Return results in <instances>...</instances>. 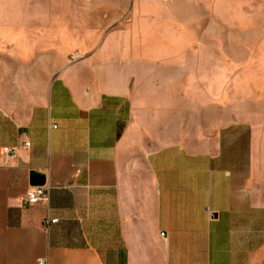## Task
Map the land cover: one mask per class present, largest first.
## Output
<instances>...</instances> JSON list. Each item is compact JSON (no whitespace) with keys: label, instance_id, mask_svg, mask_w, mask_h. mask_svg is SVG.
I'll return each mask as SVG.
<instances>
[{"label":"crops","instance_id":"obj_1","mask_svg":"<svg viewBox=\"0 0 264 264\" xmlns=\"http://www.w3.org/2000/svg\"><path fill=\"white\" fill-rule=\"evenodd\" d=\"M26 1L40 10L0 16V39L18 41L0 59V264L263 263L264 187L220 143L184 141L169 110L155 133L144 66L160 49L110 32L65 64L61 40L96 39L102 21L67 9L96 0ZM31 172L49 196L25 207Z\"/></svg>","mask_w":264,"mask_h":264},{"label":"rangeland","instance_id":"obj_2","mask_svg":"<svg viewBox=\"0 0 264 264\" xmlns=\"http://www.w3.org/2000/svg\"><path fill=\"white\" fill-rule=\"evenodd\" d=\"M8 2L1 18L40 10L32 1ZM96 6L67 9L99 11L102 21L90 24L96 39L61 40L64 63L79 49L109 43L110 32L126 33L112 46L159 48L155 65L144 66L155 74V133L163 127L161 110H169L184 141L220 143L221 157L229 165L239 158L241 175L264 187V0H96ZM16 42L0 39V59L1 49Z\"/></svg>","mask_w":264,"mask_h":264},{"label":"built area","instance_id":"obj_3","mask_svg":"<svg viewBox=\"0 0 264 264\" xmlns=\"http://www.w3.org/2000/svg\"><path fill=\"white\" fill-rule=\"evenodd\" d=\"M26 148V146H22ZM3 154L8 156L10 153H13V150L8 148H3ZM49 196V187L40 186V187H31L25 195L21 198V204L25 207H32L39 203H47ZM57 219L49 218L46 216L43 220V228L46 230L50 225L55 224ZM163 238L165 235L163 234ZM37 264H48L46 261H39Z\"/></svg>","mask_w":264,"mask_h":264},{"label":"water","instance_id":"obj_4","mask_svg":"<svg viewBox=\"0 0 264 264\" xmlns=\"http://www.w3.org/2000/svg\"><path fill=\"white\" fill-rule=\"evenodd\" d=\"M30 185L32 187H40L44 185V178L41 175H38L34 172L29 174Z\"/></svg>","mask_w":264,"mask_h":264},{"label":"bare ground","instance_id":"obj_5","mask_svg":"<svg viewBox=\"0 0 264 264\" xmlns=\"http://www.w3.org/2000/svg\"><path fill=\"white\" fill-rule=\"evenodd\" d=\"M160 236H161V237H163V235H162V234H161Z\"/></svg>","mask_w":264,"mask_h":264}]
</instances>
